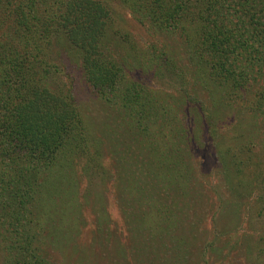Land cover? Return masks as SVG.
<instances>
[{
	"label": "rangeland",
	"instance_id": "rangeland-1",
	"mask_svg": "<svg viewBox=\"0 0 264 264\" xmlns=\"http://www.w3.org/2000/svg\"><path fill=\"white\" fill-rule=\"evenodd\" d=\"M102 3L110 18L99 51L124 80L112 93L93 88L73 49L54 43L50 85L70 89L87 155L46 172L32 207L34 245L46 264H264V78L228 89L200 65L195 27L188 37L153 24L142 2ZM10 7L0 13L6 51L23 42ZM131 83L154 95L157 126L177 140L163 154L139 142L121 100ZM169 155L177 166L165 179L130 182L168 167Z\"/></svg>",
	"mask_w": 264,
	"mask_h": 264
},
{
	"label": "trees",
	"instance_id": "trees-1",
	"mask_svg": "<svg viewBox=\"0 0 264 264\" xmlns=\"http://www.w3.org/2000/svg\"><path fill=\"white\" fill-rule=\"evenodd\" d=\"M102 1L0 0V13L16 6L10 13L23 32L21 45L8 51L0 48L1 264H46L34 245L35 195L47 171L87 155L83 121L70 89L50 85L58 73L50 59L54 43L73 49L93 88L112 93L124 80L121 68L106 62L99 51L110 18ZM119 1L144 3L148 18L160 28L183 29L191 37L190 27H195L199 63L210 79L229 84L233 91L262 85L258 80L264 78V0ZM155 99L139 83L125 87L121 98L140 144L151 152L159 149L160 155L177 140L168 139L170 132L166 135L157 126L161 114ZM150 125L156 128L152 131ZM170 156L168 167L140 172L130 182L136 185L133 181L140 176L165 179L162 171L177 166ZM136 187L142 193L141 186Z\"/></svg>",
	"mask_w": 264,
	"mask_h": 264
}]
</instances>
